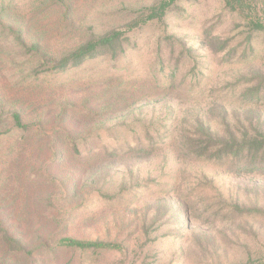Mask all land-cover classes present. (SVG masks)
Instances as JSON below:
<instances>
[{"label":"rangeland","instance_id":"obj_1","mask_svg":"<svg viewBox=\"0 0 264 264\" xmlns=\"http://www.w3.org/2000/svg\"><path fill=\"white\" fill-rule=\"evenodd\" d=\"M154 1L0 0L11 31L0 33V112L15 106L31 131L39 122L42 132L27 143H5L0 151V179L15 184L5 188L7 198H0V222L26 246L25 257L13 256L0 241V264H244L247 253L264 254V170L237 174L227 164L193 162L168 150L92 166V155L81 158L64 150L68 137L91 145L110 142L109 131L124 129L132 141V127L161 132L174 122L182 132H200L202 124L239 136L264 133V90L255 96L264 80V38L242 59L249 54L241 43L242 22L223 11L222 0H177L162 21L141 27L123 68L98 64L119 73L120 78L110 75L111 88L107 78L82 81L90 71L59 76L62 84L76 79L62 88L43 81L34 82L33 89L18 86L30 69L25 53L35 43V61L41 53L60 59L90 37L125 29L132 10ZM168 35L184 39L200 55L194 71L179 67L172 76L158 65L156 43ZM211 35L230 39L240 56L223 60L226 54L199 51V41ZM90 68L86 64L81 70ZM90 103L101 117L81 113ZM27 172L35 176V187ZM99 195V206L84 209ZM246 209L260 213L240 214ZM63 237L118 243L122 249L46 250Z\"/></svg>","mask_w":264,"mask_h":264},{"label":"trees","instance_id":"obj_2","mask_svg":"<svg viewBox=\"0 0 264 264\" xmlns=\"http://www.w3.org/2000/svg\"><path fill=\"white\" fill-rule=\"evenodd\" d=\"M177 0H155L148 6H140L132 10V15L129 17L128 22L125 25V29L113 28L104 32L103 34L95 37H90L86 41L81 42L74 49L69 51L60 59L54 60L52 58H45L47 56L44 53L37 54V61L31 56L37 53L38 49L36 43L32 47V51H26L29 57L27 61L30 63L28 73L21 76V81L18 82V86L23 91L27 86L33 89V83L37 81H43L45 83H53L54 87L62 88V85L72 84V81L76 82V79H69L66 83L62 84L58 82V78L64 74H76L80 75L84 72L90 71L84 75L81 80L89 82L93 77L97 76L99 79L107 78V88H111L110 75L117 74V71L105 72V67L99 66L101 62L106 66L110 65L117 69L123 68L125 65H121L125 59L126 54L130 53L136 47H134V41H132L133 34L141 30V27L150 26V23L155 21H162L171 7ZM223 11L229 16L242 22L244 28L243 34H245L243 43L249 50V54H242V59H248L250 55L254 53V41L259 38H264V0H222ZM10 18L9 13L5 9L0 10V33L11 32L8 28L9 23L4 24V20ZM163 44V45H162ZM199 51H205L212 56L217 54H226L223 60L232 58L234 56H240L239 51L236 49L235 44H231L230 39L220 38L218 35H211L203 37L199 41ZM157 63L162 68H168L172 76H176L179 71V67L188 68L190 71H194L196 63H200V55L193 47H186V42L182 38H176L173 35H168L161 40H157ZM166 48L165 51L163 48ZM180 47V48H179ZM233 47V48H232ZM21 48V50H23ZM228 51V52H227ZM230 51V53H229ZM198 54V55H197ZM36 56V55H35ZM86 64H89L91 68L89 70H81ZM131 65V61L127 66ZM97 67H102L100 70ZM201 75V71H198ZM124 75V74H122ZM264 79V78H262ZM42 84V85H43ZM124 82H122L123 86ZM118 87V85H117ZM257 95L260 98L263 96L264 80L258 82L256 87ZM94 103H90L89 107L82 114L87 113L92 117L98 116L95 109L90 108ZM96 105V104H95ZM90 108V109H89ZM109 108H115L114 106ZM89 109V110H88ZM7 123L9 126L6 127ZM3 127L1 128V126ZM36 129L31 131L29 124L25 123L22 118L20 110L13 106L9 113L3 114L0 112V151L3 144L11 142L12 144L27 143L29 139H39L42 135L41 125L39 122L35 124ZM212 125L204 126L199 124L197 128L200 132L186 131L182 132L175 124L167 129L166 125H163V130L144 126L142 129L131 128L128 132H132L134 135L133 140H129V136L125 133L126 130L118 129L109 131L110 142L96 141L94 138L100 137L99 132L91 135L92 140H95L93 144L89 145L90 140L79 138H66L64 143L67 145L64 150L71 151V154L81 158L92 155L89 165L95 166L100 163H104L109 160L129 158L132 156H139L141 154H153L160 151H172L173 154H182L188 156L191 161H202L211 164H227L230 170L240 174L241 170L252 171L254 169L264 170V133H256L255 136H249L245 133L243 136L237 135L232 130H226L221 132L217 127H211ZM120 139V140H116ZM123 139H126L123 141ZM38 141V140H35ZM41 141V140H39ZM68 146V147H67ZM61 149V148H60ZM242 173V172H241ZM27 178L32 186L33 178L35 176L32 172L26 173ZM47 181V180H46ZM48 182V181H47ZM99 183V182H98ZM96 183V184H98ZM9 185L14 186V183L4 182L0 179V198H7ZM76 184H73L72 192L76 193ZM41 190V189H40ZM38 190L34 194L40 192ZM15 191V189H14ZM13 191V192H14ZM100 191L98 187L96 194ZM101 195V193H100ZM100 195L92 198L84 209L96 208L99 206ZM247 211L249 214H259L257 209L239 210L240 214ZM257 211V212H256ZM183 214L186 217L185 213ZM264 215V213H260ZM0 241L7 252L13 256L25 257L24 241L17 235H13L9 231L8 227L0 222ZM41 246V245H39ZM37 245V247H39ZM37 247L32 252L27 254L31 256ZM122 246L118 243L110 242H89L83 240H77L73 238L63 237L59 240L58 245L51 249H46L51 252L52 250L69 251L71 254L75 252L85 253L89 250L91 252H101L109 250H121ZM246 262L244 264H264V254L259 251L255 253H247Z\"/></svg>","mask_w":264,"mask_h":264}]
</instances>
